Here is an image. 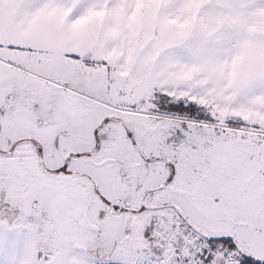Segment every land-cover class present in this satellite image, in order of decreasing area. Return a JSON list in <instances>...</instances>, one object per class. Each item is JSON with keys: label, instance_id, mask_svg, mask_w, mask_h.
I'll return each mask as SVG.
<instances>
[{"label": "snow or ice", "instance_id": "1", "mask_svg": "<svg viewBox=\"0 0 264 264\" xmlns=\"http://www.w3.org/2000/svg\"><path fill=\"white\" fill-rule=\"evenodd\" d=\"M0 264H264V0H0Z\"/></svg>", "mask_w": 264, "mask_h": 264}]
</instances>
